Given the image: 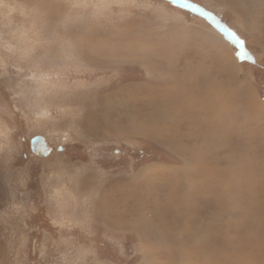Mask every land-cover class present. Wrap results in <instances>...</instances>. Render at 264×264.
Returning <instances> with one entry per match:
<instances>
[{
    "label": "rangeland",
    "instance_id": "obj_1",
    "mask_svg": "<svg viewBox=\"0 0 264 264\" xmlns=\"http://www.w3.org/2000/svg\"><path fill=\"white\" fill-rule=\"evenodd\" d=\"M0 264H264V0H0Z\"/></svg>",
    "mask_w": 264,
    "mask_h": 264
},
{
    "label": "bare ground",
    "instance_id": "obj_2",
    "mask_svg": "<svg viewBox=\"0 0 264 264\" xmlns=\"http://www.w3.org/2000/svg\"><path fill=\"white\" fill-rule=\"evenodd\" d=\"M39 2V1H38ZM39 4V3H38ZM263 9V8H262ZM43 11V10H42ZM57 13V12H56ZM41 15V14H40ZM42 15L46 18L47 16H50V17H54V14L53 13H48V12H46V9H45V13L44 12H42ZM57 16V15H56ZM50 21V20H49ZM57 23V22H56ZM79 42V41H78ZM100 42V41H99ZM98 42V43H99ZM63 47V46H62ZM73 47V46H72ZM132 50V49H131ZM145 51V50H144ZM86 52V51H85ZM96 52V51H95ZM111 52V51H110ZM133 52H135V51H133ZM151 53V52H150ZM87 54V53H86ZM92 54V53H91ZM98 54V53H97ZM110 54V53H109ZM133 54V53H132ZM88 55V54H87ZM94 55V54H93ZM105 56V55H104ZM111 56V55H110ZM146 56V55H145ZM117 57V56H116ZM150 58V57H149ZM108 60V59H107ZM117 60V59H116ZM122 60V59H121ZM124 60V59H123ZM143 60H144V58H143ZM147 60V59H146ZM118 61V60H117ZM127 61V60H126ZM144 65V64H143ZM151 68V67H150ZM148 69V68H147ZM152 69V68H151ZM197 88V87H196ZM225 88V87H224ZM202 91V90H201ZM220 92H221V95H219V94H214L215 96H217L218 98H222L223 97V92L225 91V89H224V91H222V90H219ZM192 93V92H191ZM216 93V92H215ZM225 93V92H224ZM196 94V93H195ZM198 94V93H197ZM196 94V95H197ZM207 94V93H206ZM209 94V93H208ZM212 94V93H211ZM201 95V94H200ZM213 95V100H214V98H215V96ZM226 95H227V93H226ZM176 96V95H175ZM211 97H212V95H211ZM227 97H228V95H227ZM166 98V97H165ZM204 98V97H203ZM132 99H133V97H132ZM193 99V98H192ZM192 99L190 98L189 100L190 101H192ZM199 99V98H198ZM205 99V98H204ZM201 100V99H200ZM216 100V99H215ZM225 100V99H224ZM186 101H188V100H186ZM147 102V101H146ZM164 102V101H163ZM189 102V101H188ZM203 102H205L204 100H203ZM225 102V101H224ZM136 103V102H135ZM179 103V102H178ZM173 104V103H172ZM183 104H184V102H183ZM201 104V103H200ZM223 106L219 109V110H216L214 107L212 108V106H211V104L208 106V109H207V113H209L210 114V116L212 117V119H213V123L215 124V126H218V125H220V121H219V119L220 120H222V119H224L227 115L224 113V110L226 109V106H225V104L224 103H221ZM179 105V104H178ZM191 105H192V102H191ZM202 106H203V104H201ZM228 105V104H227ZM164 106H165V104H164ZM172 106V105H171ZM201 106V107H202ZM214 106V105H213ZM148 107H149V105H148ZM161 107V106H160ZM163 107V106H162ZM166 107V106H165ZM175 107V106H174ZM193 107V106H192ZM205 107V106H204ZM176 108V107H175ZM174 109V108H173ZM183 109V108H182ZM201 109V108H200ZM160 110H162V108L160 109ZM165 110V109H164ZM183 110H185V109H183ZM180 111V110H179ZM178 111V112H179ZM186 111V110H185ZM200 111V110H199ZM201 111H203V110H201ZM205 112H206V110H204ZM226 111V110H225ZM153 112V111H152ZM165 113V112H164ZM184 113H186V112H184ZM191 113V112H190ZM228 113V112H227ZM197 114V113H196ZM163 116H164V114H163ZM174 116H176V114L174 115ZM177 116H179V114L177 115ZM185 116H187V114H185ZM161 117H162V115H161ZM166 117V116H165ZM168 118V117H167ZM192 118V117H191ZM196 118V117H195ZM219 118V119H218ZM154 119V118H153ZM171 119V118H170ZM174 119V118H173ZM211 118H210V122H208L209 123V125H210V127H211V129L213 130L214 129V126L211 124V120H212ZM165 120V119H164ZM175 120V119H174ZM184 120V119H183ZM165 121H167V120H165ZM248 121H249V119H248ZM147 122V121H146ZM163 122V121H162ZM161 122V123H162ZM196 122V121H195ZM252 122V121H251ZM253 123V122H252ZM132 124V123H131ZM158 124V123H157ZM206 125V123H203V125ZM195 125V124H194ZM179 126V125H178ZM171 127V126H170ZM180 127V126H179ZM202 127V126H201ZM209 127V126H208ZM133 128V127H132ZM165 128H166V126H165ZM198 128H199V126H198ZM197 128V129H198ZM234 128V127H233ZM128 129V128H127ZM158 130V129H157ZM160 130V129H159ZM165 130V129H164ZM176 130H177V128H176ZM128 131V130H127ZM154 131H156V130H154ZM199 131H200V129H199ZM211 130H209V132H210ZM125 132V131H124ZM131 132V131H130ZM159 131H157V133H158ZM168 132V131H167ZM174 132V131H173ZM177 132H178V130H177ZM179 133V132H178ZM163 134V133H162ZM165 134V133H164ZM160 135V134H159ZM159 135H157V136H159ZM166 135V134H165ZM199 135H201V134H199ZM162 136V135H161ZM160 136V137H161ZM177 136H178V134H177ZM201 136H203V135H201ZM153 137V136H152ZM155 137H156V135H155ZM166 137V136H165ZM158 138V137H157ZM163 138H164V136L162 137V140H163ZM172 138V137H171ZM170 138V139H171ZM189 138V137H188ZM196 138V137H195ZM194 139V138H193ZM198 139H200V136H199V138ZM201 139H202V137H201ZM174 141H175V139H174ZM162 143V142H161ZM170 143H172V142H170ZM177 143V142H176ZM182 143V142H181ZM209 143V142H208ZM173 144V143H172ZM178 144V143H177ZM203 144V143H202ZM210 144H212V143H210ZM209 144V145H210ZM174 145V144H173ZM178 146V145H177ZM203 146H205V145H203ZM181 147V146H180ZM199 147V146H198ZM202 147V146H201ZM206 147H207V145H206ZM184 149L183 150H185V152L187 151V152H189V148L188 147H183ZM203 148V147H202ZM182 150V151H183ZM202 151V150H201ZM208 151H209V149H208ZM184 152V151H183ZM195 152H197L196 150H195ZM182 153V152H181ZM203 154H205L204 152H202ZM196 154V153H195ZM245 154V153H244ZM184 155H185V153H184ZM192 155V154H191ZM200 158L201 156H199V155H197L196 156V158ZM248 157V156H247ZM246 157V158H247ZM195 158V157H194ZM203 158V157H202ZM201 158V159H202ZM190 159V158H189ZM205 160V159H204ZM187 161H188V158H187ZM193 161V160H192ZM194 161H195V159H194ZM198 161V160H197ZM199 162V161H198ZM201 162V161H200ZM199 162V163H200ZM202 163H200V165H201ZM197 165H199V164H197ZM199 165V167L198 168H200L201 166ZM194 166V165H193ZM196 167V166H195ZM202 167H203V165H202ZM201 167V168H202ZM210 167H212V166H210ZM245 167V166H244ZM243 167V168H244ZM185 168H186V166H185ZM214 168V167H213ZM182 169V168H181ZM190 169V168H189ZM210 169V168H209ZM246 169V168H245ZM183 170V169H182ZM186 170H188V169H186ZM211 170V169H210ZM190 171V170H189ZM197 171V170H196ZM205 171H207V170H205ZM204 171V172H205ZM200 172V171H199ZM203 172V173H204ZM244 172V171H243ZM202 173V174H203ZM216 173V172H215ZM241 173V172H240ZM245 173V172H244ZM187 172H185V171H182V175H183V177H186L187 178ZM206 174V173H205ZM211 174V173H210ZM243 174V173H242ZM247 174V173H246ZM179 175V174H178ZM195 175H196V173H195ZM198 175V174H197ZM213 175V174H212ZM218 175V174H217ZM205 176V175H204ZM216 177V176H215ZM181 178V177H180ZM185 178V179H186ZM196 178H198V177H196ZM196 178H194V179H196ZM202 178V177H201ZM211 179V178H210ZM244 179V178H243ZM211 180H213V179H211ZM222 180V179H221ZM231 181V180H230ZM181 182H184V180L183 179H181ZM188 182V181H187ZM210 182V181H209ZM212 182V181H211ZM195 184V183H194ZM201 184V183H200ZM212 184V183H211ZM225 184V183H224ZM182 185V184H181ZM184 185V184H183ZM203 186V185H202ZM201 186V187H202ZM178 187V186H177ZM180 187V186H179ZM210 187V186H209ZM182 188V187H181ZM209 189H211V188H209ZM207 190V189H206ZM247 190V189H246ZM246 190H245V193H244V195H247L246 194ZM252 190V189H251ZM181 191V190H180ZM205 191V190H204ZM203 191V192H204ZM183 192H184V190H183ZM203 192H201V193H203ZM180 193V192H179ZM185 194V193H184ZM178 195V194H177ZM181 195H183V194H181ZM150 196V195H149ZM170 196V195H169ZM242 196H243V193H242ZM252 196V195H251ZM177 197V196H176ZM175 197V198H176ZM234 197V196H233ZM225 199V198H224ZM235 199V198H234ZM178 200H179V198H178ZM181 200V199H180ZM241 201V200H240ZM183 203H184V201H183ZM231 204V203H230ZM177 206V205H176ZM175 207V206H174ZM231 207V206H230ZM170 209V208H169ZM141 211V210H140ZM234 211V210H233ZM141 212H143V211H141ZM229 212V211H228ZM237 212V211H236ZM230 213V212H229ZM243 213V212H242ZM234 214V213H233ZM239 214V213H238ZM141 216H142V214H140ZM144 215V214H143ZM177 217H179V215H177ZM147 218V217H146ZM145 218V219H146ZM149 218H150V216H149ZM148 218V219H149ZM175 218V217H174ZM179 219V218H178ZM141 220H143V219H141ZM176 220V219H175ZM216 220V219H215ZM145 222H146V220H145ZM214 222V221H213ZM173 224H175V223H173ZM146 228V227H145ZM141 229V228H140ZM190 229V228H189ZM153 230V229H152ZM179 230H181V229H179ZM180 232H183V231H180ZM189 235V234H188ZM191 235V234H190ZM189 235V236H190ZM187 242V241H186ZM204 246V245H203ZM214 253V252H213Z\"/></svg>",
    "mask_w": 264,
    "mask_h": 264
},
{
    "label": "water",
    "instance_id": "obj_3",
    "mask_svg": "<svg viewBox=\"0 0 264 264\" xmlns=\"http://www.w3.org/2000/svg\"><path fill=\"white\" fill-rule=\"evenodd\" d=\"M31 150L38 155H48L49 143L43 135H36L31 139Z\"/></svg>",
    "mask_w": 264,
    "mask_h": 264
}]
</instances>
